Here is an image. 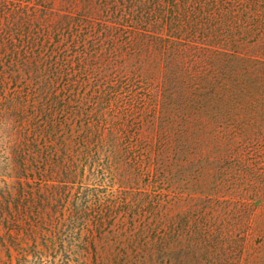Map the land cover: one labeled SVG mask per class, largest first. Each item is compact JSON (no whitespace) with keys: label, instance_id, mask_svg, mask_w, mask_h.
<instances>
[{"label":"trees","instance_id":"obj_1","mask_svg":"<svg viewBox=\"0 0 264 264\" xmlns=\"http://www.w3.org/2000/svg\"><path fill=\"white\" fill-rule=\"evenodd\" d=\"M61 1L53 13L52 0H0V259L89 264L99 240L105 264H163L165 127L240 89L241 45L264 33V0ZM197 39L216 53L220 93L184 70ZM22 76L33 94L4 95ZM143 126L157 132L155 159L142 157ZM143 178L158 190L133 192ZM121 216L153 222L127 234Z\"/></svg>","mask_w":264,"mask_h":264},{"label":"rangeland","instance_id":"obj_2","mask_svg":"<svg viewBox=\"0 0 264 264\" xmlns=\"http://www.w3.org/2000/svg\"><path fill=\"white\" fill-rule=\"evenodd\" d=\"M94 1L96 7L104 3ZM62 2L52 0L53 13L62 10ZM253 30L241 45L247 73L240 89H233L235 95L225 96L219 104L214 94L212 110L188 114L187 119L172 120L165 127L171 150L165 155L166 178L160 187L167 238L163 264H264V33ZM195 41L199 45H189L191 53L181 56L184 70L193 73L196 83L203 78L204 85L209 83L211 88L218 84L216 93H220L226 81L216 53L201 46L203 39ZM10 84L4 93L7 97L19 89L31 95L35 89L26 76L18 80V86ZM61 90L62 85L56 87L57 93ZM232 105L236 106L232 109ZM156 135L146 126L141 128L146 145L141 149L143 158L155 159ZM177 135L184 142L179 155L172 148ZM147 181L143 178L132 191L156 192L157 184ZM118 221L127 223V234H134L153 222V217L131 220L121 216ZM112 229L106 232L109 242L116 231ZM106 246L105 241L96 240V256L89 257V264L95 260L105 264ZM3 259L0 264L8 261Z\"/></svg>","mask_w":264,"mask_h":264}]
</instances>
